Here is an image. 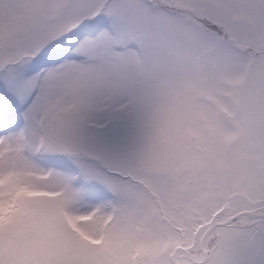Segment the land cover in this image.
Wrapping results in <instances>:
<instances>
[{
    "label": "rangeland",
    "instance_id": "1",
    "mask_svg": "<svg viewBox=\"0 0 264 264\" xmlns=\"http://www.w3.org/2000/svg\"><path fill=\"white\" fill-rule=\"evenodd\" d=\"M262 1L0 0V58L107 4L101 23L136 37L121 79L138 105L116 160L65 156L48 171L47 154L3 156L0 193L17 197L16 209L0 208L5 264H155L189 232L214 196L213 185L196 190L199 176L261 125L264 52L246 50L264 39Z\"/></svg>",
    "mask_w": 264,
    "mask_h": 264
},
{
    "label": "snow or ice",
    "instance_id": "2",
    "mask_svg": "<svg viewBox=\"0 0 264 264\" xmlns=\"http://www.w3.org/2000/svg\"><path fill=\"white\" fill-rule=\"evenodd\" d=\"M107 7L94 5L55 39L0 58V179L3 156L20 146L33 158L50 156L48 171L66 164L65 156L78 166L89 154L120 157L137 122L136 90L121 79L136 37L101 23ZM16 200L15 192L0 193V208L16 209ZM249 219L235 224L247 230L255 253L240 264H264V210Z\"/></svg>",
    "mask_w": 264,
    "mask_h": 264
},
{
    "label": "flooded vegetation",
    "instance_id": "3",
    "mask_svg": "<svg viewBox=\"0 0 264 264\" xmlns=\"http://www.w3.org/2000/svg\"><path fill=\"white\" fill-rule=\"evenodd\" d=\"M262 37L254 38L248 51L264 52ZM260 92V128L243 130L241 137L226 147L230 157H222L224 163L219 168L211 164L210 173L202 172L195 188L207 192L213 185L212 200H206L209 205L205 212L155 264H240L253 258L254 247L247 230L237 229L235 224L248 225L250 217L259 219L264 210V89Z\"/></svg>",
    "mask_w": 264,
    "mask_h": 264
},
{
    "label": "trees",
    "instance_id": "4",
    "mask_svg": "<svg viewBox=\"0 0 264 264\" xmlns=\"http://www.w3.org/2000/svg\"><path fill=\"white\" fill-rule=\"evenodd\" d=\"M214 30V29H213Z\"/></svg>",
    "mask_w": 264,
    "mask_h": 264
}]
</instances>
